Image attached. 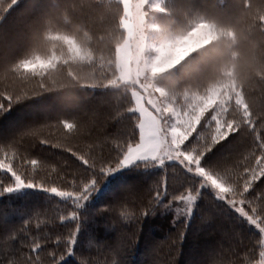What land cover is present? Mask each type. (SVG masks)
I'll use <instances>...</instances> for the list:
<instances>
[{"label": "snow or ice", "instance_id": "1", "mask_svg": "<svg viewBox=\"0 0 264 264\" xmlns=\"http://www.w3.org/2000/svg\"><path fill=\"white\" fill-rule=\"evenodd\" d=\"M18 3L0 0V22ZM0 76L18 85L0 89V117L38 97L63 105L0 141V198L35 201L31 190L65 209L60 232L40 219L43 206L23 213L0 264H73L91 201L125 170L151 182L129 185L101 211L127 228L128 245L146 219L171 213L177 264L203 210L237 226L226 248L216 245L224 264H264V0L207 10L189 0H49L19 45L0 32ZM243 229L251 244L241 248ZM106 247L116 257L126 250ZM79 264L93 261L81 254Z\"/></svg>", "mask_w": 264, "mask_h": 264}, {"label": "trees", "instance_id": "2", "mask_svg": "<svg viewBox=\"0 0 264 264\" xmlns=\"http://www.w3.org/2000/svg\"><path fill=\"white\" fill-rule=\"evenodd\" d=\"M48 2L49 0H19V3L7 12L3 22H0V32L3 34L4 41L9 45H19L26 30L27 20L46 7ZM189 2L194 7L207 10L208 4L219 3L227 6L231 4L232 0H189ZM18 50V48L15 49V51ZM6 84L12 88L18 87L15 82H6L0 76V89H3ZM252 98L257 104L260 103L258 90L252 93ZM62 107L60 102L50 96L38 97L17 105L5 116L0 117V141L9 139L27 124L40 122L45 117L54 115ZM99 131L103 132L104 129H99ZM117 131L118 129L115 127L107 128L108 133ZM44 134L48 135L47 130ZM79 146L84 152H88L89 141L81 140ZM42 154L47 155V152ZM151 171L153 174H158L155 169ZM145 180L148 183L151 182L145 175L129 170L119 172L108 178L107 185L101 188L100 195L91 201L90 211L92 215L84 221V231L78 242L77 254L69 257L73 264H79L81 254L91 259L93 264H113L116 259L122 260L124 264H171V241L166 239L171 232L169 222L171 213L160 211L146 219L139 243L131 246L127 244L130 235L127 228L120 226L113 213L101 211L123 189L129 185H140ZM102 183L103 181H101ZM29 192L32 198L36 199L35 201H17L15 197L0 198V252L6 248L5 233L9 225L19 226L22 214L34 207L43 206L45 214L40 219H46L48 228H51L53 232L64 230V227L56 219L64 213V206L56 202L49 204L48 201L43 200L46 194L32 193L31 190ZM201 215L205 219L197 218L191 225L190 234L185 239L181 254L177 258V264H224L227 254L218 249L216 245L222 243L226 248L227 241L232 233L237 230V226L227 215L215 214L208 218V213L203 210ZM33 223H35V217H33ZM48 228L45 229V232L48 231ZM242 232L244 243L240 247L244 248L251 244L247 237L252 230L243 229ZM171 234L174 236V232ZM107 244H116L120 248H126V250L121 252L120 257H116L115 253L106 247ZM209 245H211L212 252L206 250ZM46 255V252L40 253L41 258L46 257Z\"/></svg>", "mask_w": 264, "mask_h": 264}, {"label": "rangeland", "instance_id": "3", "mask_svg": "<svg viewBox=\"0 0 264 264\" xmlns=\"http://www.w3.org/2000/svg\"><path fill=\"white\" fill-rule=\"evenodd\" d=\"M189 249H191V248H189ZM195 249H196V247H195ZM206 250L207 251H211L212 252V248H211V245H209V246H207L206 247ZM194 252V250L192 251V253ZM196 252V251H195Z\"/></svg>", "mask_w": 264, "mask_h": 264}]
</instances>
